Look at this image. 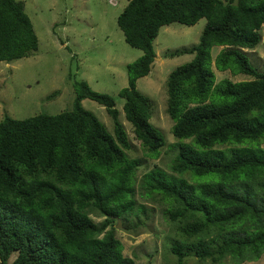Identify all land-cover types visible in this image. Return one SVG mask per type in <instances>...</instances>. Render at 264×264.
<instances>
[{"label":"trees","instance_id":"trees-1","mask_svg":"<svg viewBox=\"0 0 264 264\" xmlns=\"http://www.w3.org/2000/svg\"><path fill=\"white\" fill-rule=\"evenodd\" d=\"M201 18L198 42L175 53L192 58L165 81L175 138L168 143L151 120L154 101L136 82L151 70L162 26ZM116 23L143 51L126 64L127 85L118 92L133 137L152 159L164 147L175 150L170 172L155 167L139 183L144 198L169 204L171 253L179 264L191 255L212 264L257 261L264 253V71L244 50L262 39L264 0H129ZM37 49L24 2L0 0V62ZM212 65L250 78L215 83ZM73 88L70 110L0 120V264H136L110 225L129 214L143 225L145 207L135 208L134 197L139 161L128 156L114 97L82 79ZM85 98L104 106L112 131L83 106ZM91 213L104 218L95 222Z\"/></svg>","mask_w":264,"mask_h":264},{"label":"rangeland","instance_id":"rangeland-1","mask_svg":"<svg viewBox=\"0 0 264 264\" xmlns=\"http://www.w3.org/2000/svg\"><path fill=\"white\" fill-rule=\"evenodd\" d=\"M38 37V49L30 56L12 62H0V120L4 114L23 119L39 113L55 114L70 110L74 100L73 82L85 80L90 87L114 97L119 110V120L123 123L131 148L129 157H136L135 171L136 207L145 210L138 214L143 225L135 216L120 217L110 226L123 245L122 253L132 257L136 264H179L170 251V239L175 234L164 210L169 204L155 195V200L146 199L140 193L141 177L147 171L160 167L170 172L168 165L175 150L164 147L158 158L152 159L134 139L132 125L125 119L123 99L118 96L127 85L126 64L143 55L139 48L132 47L124 40L122 30L116 23L117 15L129 0H22ZM206 23L199 19L187 26L170 23L161 27L153 41L156 53L148 75L137 79V89L154 101L152 122L159 128L168 143H174L171 133L172 120L165 112V81L176 66L189 61L191 53L175 54L181 49L188 51L200 37ZM262 39L254 49L244 50L251 63L264 71V30ZM216 51V50H214ZM173 53V55H169ZM215 83L222 78L240 81L250 78L234 74L229 70L218 71L212 65ZM58 91V93H55ZM54 97L49 99V94ZM83 106L92 111L112 131L113 121L104 106L85 98ZM264 147V142L261 143ZM95 222L103 216L91 213ZM118 220L120 223L118 224ZM226 258L224 263H229ZM249 264H264V253L257 261ZM182 264H212L210 260L201 262L195 256H188Z\"/></svg>","mask_w":264,"mask_h":264},{"label":"water","instance_id":"water-1","mask_svg":"<svg viewBox=\"0 0 264 264\" xmlns=\"http://www.w3.org/2000/svg\"><path fill=\"white\" fill-rule=\"evenodd\" d=\"M120 223V220H118V224Z\"/></svg>","mask_w":264,"mask_h":264}]
</instances>
